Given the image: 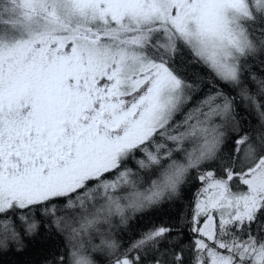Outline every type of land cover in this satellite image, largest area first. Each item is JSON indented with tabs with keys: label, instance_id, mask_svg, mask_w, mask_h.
<instances>
[{
	"label": "snow or ice",
	"instance_id": "6c2138e0",
	"mask_svg": "<svg viewBox=\"0 0 264 264\" xmlns=\"http://www.w3.org/2000/svg\"><path fill=\"white\" fill-rule=\"evenodd\" d=\"M45 231L52 264H264V0H0V250Z\"/></svg>",
	"mask_w": 264,
	"mask_h": 264
},
{
	"label": "trees",
	"instance_id": "16d2710c",
	"mask_svg": "<svg viewBox=\"0 0 264 264\" xmlns=\"http://www.w3.org/2000/svg\"><path fill=\"white\" fill-rule=\"evenodd\" d=\"M194 193L195 184L186 191L187 198L180 201L185 210H187ZM176 212L177 207L175 205H165L156 213L155 218L167 219ZM130 223L136 225L137 221L134 219ZM128 235L130 236L132 233H128ZM22 244V247H18L15 242L10 241L7 249L0 250V264H45V257L48 258L47 264H52L56 254L65 250L66 241L55 232L45 231L36 238L22 237Z\"/></svg>",
	"mask_w": 264,
	"mask_h": 264
}]
</instances>
